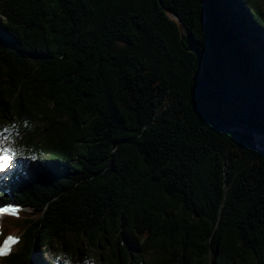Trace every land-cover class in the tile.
<instances>
[{
	"label": "trees",
	"instance_id": "trees-1",
	"mask_svg": "<svg viewBox=\"0 0 264 264\" xmlns=\"http://www.w3.org/2000/svg\"><path fill=\"white\" fill-rule=\"evenodd\" d=\"M233 126L264 137V0H0V264H264Z\"/></svg>",
	"mask_w": 264,
	"mask_h": 264
},
{
	"label": "snow or ice",
	"instance_id": "snow-or-ice-1",
	"mask_svg": "<svg viewBox=\"0 0 264 264\" xmlns=\"http://www.w3.org/2000/svg\"><path fill=\"white\" fill-rule=\"evenodd\" d=\"M5 132L8 131L7 128L4 129ZM8 138L4 137L6 141ZM24 155L23 151L10 146L8 143L0 142V171H4L5 169H11L13 167L19 166L18 158ZM34 159V157H33ZM15 211L14 206L8 205L0 207V213H12ZM18 237H14L12 235H8L2 242V248H0V253L9 249L10 245L16 243L18 241Z\"/></svg>",
	"mask_w": 264,
	"mask_h": 264
},
{
	"label": "rangeland",
	"instance_id": "rangeland-1",
	"mask_svg": "<svg viewBox=\"0 0 264 264\" xmlns=\"http://www.w3.org/2000/svg\"><path fill=\"white\" fill-rule=\"evenodd\" d=\"M208 21V20H207ZM34 126L36 128V126H40V122L36 121L34 122ZM4 137H6V135H4L1 131H0V142L3 143H8V140H4ZM260 137V136H259ZM9 144V143H8ZM15 167L11 168V169H5L4 171H0V179L1 178H6L9 175L13 174L15 169ZM14 231V232H13ZM13 235L14 237H18V235H20L19 232H17V229H13ZM68 239H71V237H69ZM14 243L10 245L9 249H7L6 251L0 253L2 254H6L9 253L11 251V249L13 248ZM94 252L88 251V253L83 254V255H79L78 253H76L75 259L70 260V261H62L59 264H103L102 260L96 258ZM49 256L48 254H44V257Z\"/></svg>",
	"mask_w": 264,
	"mask_h": 264
},
{
	"label": "water",
	"instance_id": "water-1",
	"mask_svg": "<svg viewBox=\"0 0 264 264\" xmlns=\"http://www.w3.org/2000/svg\"><path fill=\"white\" fill-rule=\"evenodd\" d=\"M168 12H169L170 14L173 15V13H172L171 11H168ZM176 17H177V16H176ZM182 27L184 28L186 34H188L187 31H186V27H185V25L182 24ZM241 65H242L241 67H242L243 72H244L246 75H248V71H246V69H245L246 66H245L244 62L241 61ZM202 66H203V63H202V61H200V63H199L200 70H201ZM230 129H237V130L245 131L247 134H249V136L251 137L253 143H254L256 146H257V144H258L260 141H262V140L264 139L263 136H260V137H259V136H256L255 134H253L252 132H250L249 130H247L246 128L241 127V126H233V127H230V128H225V129H223V130H230ZM260 150L264 151V149H260Z\"/></svg>",
	"mask_w": 264,
	"mask_h": 264
}]
</instances>
